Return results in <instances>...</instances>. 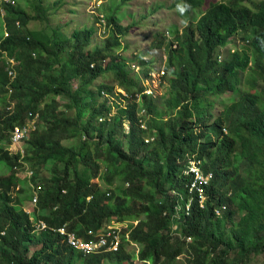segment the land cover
Wrapping results in <instances>:
<instances>
[{"label": "trees", "instance_id": "obj_1", "mask_svg": "<svg viewBox=\"0 0 264 264\" xmlns=\"http://www.w3.org/2000/svg\"><path fill=\"white\" fill-rule=\"evenodd\" d=\"M46 1L27 0L25 10L16 0H0L9 33L4 41L0 34V50L15 61L16 73L8 89L11 65L0 57V164L10 170L0 177V264H180L182 255L186 264H251L263 255L264 1L250 7L248 0H222L178 28L176 40L158 38L168 57L163 104L145 94L152 63L133 57L143 68L135 73L121 54L129 28L117 10L94 15L109 34L89 49L95 25L67 37L50 24ZM204 4L184 0L189 7L181 15ZM252 28L253 38L243 37L248 45L219 61L230 39ZM107 74L115 85L94 84ZM227 93L240 99L216 118L211 99ZM35 116L41 123L24 153L12 151V132ZM194 161L214 181L204 209L194 195L188 210L192 179L185 169ZM47 165L48 179L32 171ZM16 171L27 177L18 179ZM33 198L34 221L23 211ZM112 221L131 223L125 232L136 254L125 237L120 251L91 254L70 249L55 233L66 228L90 240ZM40 223L48 230H38Z\"/></svg>", "mask_w": 264, "mask_h": 264}, {"label": "rangeland", "instance_id": "obj_2", "mask_svg": "<svg viewBox=\"0 0 264 264\" xmlns=\"http://www.w3.org/2000/svg\"><path fill=\"white\" fill-rule=\"evenodd\" d=\"M61 1L62 0L46 1V4L52 7L50 10V24L52 27H60L62 33H64L67 37H71L76 30L78 31L85 28H91L95 25L96 31L92 37L93 41L89 49H93L95 45L101 46L107 39V34H109V31L103 33L104 26H102V28L97 26V23H95V16L105 14V18H107L109 15L113 14V9L117 10V16L120 20L119 23H121L123 27L129 28L127 35L122 40V43L125 45V49L121 54L123 55L124 59L128 61V66L130 69L132 68L135 73H139L137 69H134L133 65L139 67L140 63L137 60L133 61V57L143 55L145 60H149L151 63H154L153 68L157 70V72L163 71L167 59V52L164 48L156 45L158 38L166 42L176 40L175 34L178 28L183 31L185 26H187V24L192 21L193 18L196 20L199 19L200 16L208 10L211 4L218 3L222 0H205L203 7L193 12L190 17H183L178 8H174V3L176 0H63L62 5H59V7L56 8L55 3H60ZM261 1L264 0H248L245 2V4L253 7L254 3H259ZM15 3L19 4L25 10L29 8L27 0H16ZM179 4L180 6H183L184 0H181ZM103 6L108 8L106 13L101 10ZM32 26H30V28H32ZM254 35L255 29L252 28L247 32H240L237 36L233 37L230 40V44H228L226 48L222 49V57L220 60L224 61L227 59V57L230 55L229 52L235 49L242 50L248 45V42L243 40V37L251 40ZM136 53H139V55ZM142 70L143 68L141 66L140 71L142 72ZM159 77L160 75L156 73V81H151V87H153L152 89L155 92L153 97L157 99L159 103L163 104L165 99L169 96V82L168 78H162V80H160ZM169 77H171L170 74ZM116 83L117 82L114 76L112 74H107L96 80L94 84L97 86L101 84L115 85ZM74 87H77V83L75 82ZM246 89L247 88L244 87L241 90L245 91ZM2 97L4 96L2 95ZM233 98L238 99L233 93H227L221 100H216V98L211 99L215 104L213 108L214 116H221L223 110L230 105ZM57 100L60 102V104H65L64 100L60 98ZM42 107L44 108V106ZM115 113L116 110H114L112 115ZM112 115H110L109 118ZM125 126L128 127L127 122L125 123ZM75 143L76 139L73 141H65L66 145H74ZM3 165L4 164H0V177L9 176L10 170H8L5 165ZM27 167L30 168L29 166ZM51 169L52 167L47 165L40 171H32L34 174L37 173V176L40 178L48 179L53 176ZM104 169L105 168L102 167V170ZM23 173L24 172L20 171L17 172L18 179L23 180ZM27 175L32 176L33 174L28 173ZM94 182H98V180H94ZM117 185L119 184L115 183L114 186ZM23 208L28 209L29 211L33 210L29 205V202H26ZM218 210H220L222 214V210ZM122 225L127 228V224L123 223ZM125 230L126 229H123L122 231L125 232ZM138 250V247L135 245L127 247V251L134 252L135 254ZM187 259L188 258L186 255H182L180 258H178V262L180 264H186ZM105 263L112 264L108 261ZM121 264L126 263L122 262ZM133 264L143 263L136 259ZM251 264H264V254L255 256Z\"/></svg>", "mask_w": 264, "mask_h": 264}, {"label": "built area", "instance_id": "obj_3", "mask_svg": "<svg viewBox=\"0 0 264 264\" xmlns=\"http://www.w3.org/2000/svg\"><path fill=\"white\" fill-rule=\"evenodd\" d=\"M3 2L9 3L10 0H3ZM6 17H7L6 12L1 10L0 19L3 23L0 25L1 27L0 34L3 33L2 41L7 39L9 36L7 25L5 23ZM102 25L105 26V23L103 20H102ZM17 28L19 30L21 29V25L19 23H17ZM0 57H3V60L6 61V64L11 65L10 68H6L5 70V72L7 73L8 79H9L8 89H10V85L11 83H13V80L16 77V73L14 71L15 61L13 59H10L7 53L4 52L3 50H0ZM146 93L151 94L152 90L148 89ZM39 123H41L39 121V116H35L32 118V120H30V122L28 123L26 127L15 128V130L12 132V135H11V142H12L11 150L15 152L21 151V153L23 154L24 151L22 147L24 143L29 140L31 133L36 130L37 124ZM200 166H201V163L199 162H191V168L189 172L186 173L187 175L193 176V181L189 188V195L190 197H192V199L188 207V210H190V206L193 201V195L198 196L201 209H204L205 207L204 202L207 200L206 188L209 186L212 176L211 175L204 176V174L201 171ZM28 173L31 174V172H28ZM31 203L34 206V204L36 203V198H33ZM28 213H32V211ZM215 213L217 216H221L220 210H216ZM136 225L137 223H135V226ZM127 228H128V225H127ZM127 228H125V226H123L122 223L113 222L111 225L106 226V228L102 229L101 232L96 235L97 239L90 240V241H85L79 238L75 232L68 233L66 228L60 229L58 233L63 237L67 236L66 237L67 243L75 250L83 251L85 253L100 252V251H115L116 252V251H120L121 246L123 245L124 237H125V241L129 243V247L134 245L130 243V240H129L130 234L128 233V231L126 233L122 231L123 229H127ZM37 229L47 230V226L43 223H40L39 225H37ZM188 242H190V240H188Z\"/></svg>", "mask_w": 264, "mask_h": 264}, {"label": "clouds", "instance_id": "obj_4", "mask_svg": "<svg viewBox=\"0 0 264 264\" xmlns=\"http://www.w3.org/2000/svg\"><path fill=\"white\" fill-rule=\"evenodd\" d=\"M189 6L188 5H185V6H179L178 5V10L181 12V13H183V12H185L186 10H187V8H188ZM97 26L99 27V28H102V26H104V25H102V23L101 24H97ZM105 28H106V26H104V30H105ZM231 40V39H230ZM229 44H230V41H229ZM228 46V45H227ZM226 46V47H227ZM225 47V48H226ZM224 49V48H223ZM236 50V49H235ZM235 50H233V51H231V53H233ZM221 51H222V49L220 50V56H219V61H221L220 59H221V57H222V53H221ZM137 55H139V53H136ZM167 55V54H166ZM139 57H141L143 60H145V57L143 56V55H141V56H139ZM166 63H165V67H164V69H163V71H160V72H157V70H155L154 68H153V71L151 72V77L150 78H144V82H143V84H144V86L146 87V91H145V94L146 95H150V96H152L153 94H155V92L153 91V87H151V81H156V73L157 74H159L160 75V80H162V78L164 79L165 77H166V75H167V71H166V64H167V60H168V57L166 56ZM145 61H147L148 63H151V61H149V60H145ZM222 62V61H221ZM153 64L154 63H152V67H153ZM133 67H134V69H137L138 70V72L140 73L141 71H140V67L141 66H136V65H133ZM148 89H151L152 90V93L151 94H147L146 92L148 91ZM121 92H123V90H120ZM125 93V92H124ZM238 99H236V98H233L232 100H231V103H230V105L229 106H227L226 108H228V107H230L231 106V104L233 103V101H235V102H238L239 101V99H240V97L239 96H236ZM221 100V99H220ZM225 108V109H226ZM224 109V110H225ZM224 110H223V112H224ZM144 112V111H143ZM142 112V113H143ZM222 112V113H223ZM222 115V114H221ZM216 117V116H215ZM219 117V116H218ZM218 117H216V118H218ZM214 121V120H213ZM142 128H146V126H145V124H143L142 125ZM223 133L224 134H227V131H226V129H224L223 130ZM151 140V139H150ZM195 162V161H194ZM190 168H191V163H190V165H187L186 166V169H185V172L187 173V172H189V170H190ZM200 168H201V166H200ZM201 171H202V168H201ZM202 173H203V171H202ZM204 174V176H209V175H211L212 176V179H211V181H210V183H209V185L211 184L212 185V183H213V181H214V174L212 173V172H206V173H203ZM25 177H27L25 174H23V178H25ZM191 177V179H192V181H193V176H190ZM207 189V188H206ZM108 196H109V193H108ZM195 196H197V195H195ZM206 197H207V191H206ZM197 198H198V196H197ZM199 199V198H198ZM208 199V198H207ZM88 200H90V198H88ZM193 200H194V195H193ZM32 202V201H31ZM31 202H29V205L32 207V209L34 210V208L33 207H35L36 205L34 204V206L32 205V203ZM36 202H37V198H36ZM193 202V201H192ZM207 202V200L204 202V205H205V203ZM27 210V211H26ZM33 210H31L32 211V213H28V212H30L28 209H24L23 208V211L27 214V215H29V217H30V219L31 220H33L34 221V217H33ZM113 222H115V223H121V222H116V221H112L109 225H111ZM125 224H127L128 225V228H129V225L131 224V223H127V222H124ZM133 223V226H135V223H137L136 221L135 222H132ZM45 224V223H44ZM122 224H123V222H122ZM46 225V224H45ZM47 226V225H46ZM108 226V225H107ZM104 228H106V227H104ZM103 228V229H104ZM127 228V229H128ZM47 230H48V226H47ZM60 230V229H59ZM59 230H57V231H55V233L56 234H58V235H60L59 233H58V231ZM102 230V229H101ZM101 230L100 231H98V233H100L101 232ZM68 233H70V232H68ZM76 233V232H75ZM98 233H90L91 235H92V237L93 238H91L90 240H95V239H97L96 238V235L98 234ZM126 233V232H125ZM128 233H129V231H128ZM77 234V233H76ZM61 236V235H60ZM78 236V235H77ZM62 238H63V243H65L70 249H72V250H74V251H79V250H75L74 248H72L68 243H67V236L66 237H63V236H61ZM79 237V236H78ZM79 238H81V237H79ZM81 239H83V238H81ZM83 240H85V239H83ZM90 240H85V241H90ZM131 243V242H130ZM133 244V243H132ZM136 246V245H135ZM101 252V251H100ZM85 253V252H84ZM95 253H98V252H91V254H95ZM180 258V257H179Z\"/></svg>", "mask_w": 264, "mask_h": 264}]
</instances>
